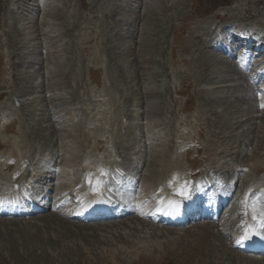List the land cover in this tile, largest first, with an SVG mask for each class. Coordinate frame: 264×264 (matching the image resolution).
Returning <instances> with one entry per match:
<instances>
[{
    "label": "rangeland",
    "instance_id": "obj_1",
    "mask_svg": "<svg viewBox=\"0 0 264 264\" xmlns=\"http://www.w3.org/2000/svg\"><path fill=\"white\" fill-rule=\"evenodd\" d=\"M253 1L0 0V194L12 189L9 185L6 188L5 183L21 168L20 154L29 145L39 150L28 160V175L22 182L36 188L42 187L39 178L49 180L50 186L43 188L47 194L55 191V197L61 192L60 185L68 186L90 173L96 175L94 180L88 178L80 184L96 193L101 185L100 173L105 170L109 175L116 163L125 166L124 173L132 172L142 179L155 178L158 175L144 164L154 153L162 151L175 160L172 169L157 179L164 182L166 190L172 187L171 178H175L184 190L193 188L194 196L207 170L211 171L209 176L216 175L220 180L238 179L237 201L241 189H264V161L259 163L261 160L257 158L264 156V149L258 147L259 139L264 137L261 115L264 107L260 100L246 102L250 89L245 84L235 91L225 88L224 95L220 92L200 95L201 88L228 86L233 81L242 84V71L236 70L239 76L229 74L223 64L221 70L209 69L211 79L195 84L193 64L198 59L197 52H193L196 55L182 52L195 26L211 22L214 27L221 26V22L214 20L215 14H234ZM145 2L169 10L172 16L165 29L166 44L161 55L154 50L147 53L145 49L142 25ZM261 2L264 7V0ZM252 8L255 9L253 5L249 9ZM259 11L264 14V9ZM256 19L243 22L233 19L230 23L257 24ZM227 25L224 23L221 28ZM223 28L219 29L220 34ZM234 49L245 50L241 45ZM211 54L227 64L235 63L221 52L211 50ZM260 56L256 62L264 61V54ZM153 72L163 75L157 73V79L153 80ZM184 74L193 85L185 93L177 94L175 89ZM157 83L164 88L163 97L143 95L156 90ZM220 97L229 100L228 103L221 102ZM209 100L217 101L212 104ZM248 104L253 111L249 121ZM148 111L160 117L156 115L158 118L149 120L145 115ZM235 111L226 126L231 128L222 129L220 115ZM163 114H168L169 119L173 117L168 129ZM39 133L45 138L39 137ZM228 149L230 153H222ZM14 160L19 161L10 172L1 169ZM245 165L250 171H244ZM153 183L142 180L139 193L147 195L150 203L149 190L158 185ZM234 206L237 208L231 210L235 213H229L227 218L234 223L224 220L222 225L240 224L241 208L251 212L244 200ZM52 212L46 214L43 210V214L28 218H0V264H264V257H243L239 250L233 251L230 240L218 233L225 235L227 231L217 228L216 221L157 227L143 219L138 223H131L129 218L85 224L67 218L61 226L51 219ZM77 221L82 224H76ZM132 241L134 245L127 244Z\"/></svg>",
    "mask_w": 264,
    "mask_h": 264
},
{
    "label": "bare ground",
    "instance_id": "obj_2",
    "mask_svg": "<svg viewBox=\"0 0 264 264\" xmlns=\"http://www.w3.org/2000/svg\"><path fill=\"white\" fill-rule=\"evenodd\" d=\"M153 3V2H152ZM158 3V2H157ZM145 4V9L143 10V13H144V17H145V22H144V24H142L143 25V32H145V33H143V40H145L146 41V47L147 48H145L146 49V51H147V53L149 52V53H151V51L152 50H154L153 52L154 53H157V54H159V55H161L162 53H163V51H164V47H165V44H166V35H165V29L168 27V24H170V19H172V16L169 14V10H162V8L161 7H157L156 5H154V4H151V3H148V2H145L144 3ZM177 5L179 4V2H177L176 3ZM263 3L261 2V0H254L253 1V3L252 2H247L246 4H245V6H244V8H242V9H240V10H238L236 13H234V14H227V13H221V14H215L214 15V20L215 21H218V23H220L221 22V24H224V23H226V24H228L227 25V27H226V29L224 30L223 29V34L220 36V35H217V34H215V30L218 28L217 26L216 27H214V26H212V25H214L212 22L211 23H205V25H203V26H195L194 27V32H193V34H192V38H190V41H186L185 40V42H184V46L182 47V52L183 53H185V54H193V55H196L197 54V60L196 61H194V68L196 69V78L194 79V82H195V84L196 83H199V82H202V81H206V80H208L209 78H210V76H209V69L211 68V69H216V71H218V70H221V65H223V64H225L224 66L227 68V71H228V73L230 74H233V75H235V76H239V74H237V71L236 70H239L240 72L242 71V69H240L236 64H232V63H229V64H227V63H225L224 61H223V59H221V58H219L217 55H213V54H211V50L212 51H217L218 52V50H217V47H218V45L220 46V47H224V46H226L227 45V43H228V38L231 36V34H229L230 33V31L233 29V28H235V27H233V25H230V22H232V21H235V20H233V19H237V20H240V21H251L253 18H257L256 20H258V22H257V24H258V27H260V28H264V14H262V13H260V9H264V7L262 6L261 7V5H262ZM251 5H253L254 7H255V9H253L252 8V10H250L249 8L251 7ZM260 6V7H259ZM169 7V6H168ZM256 7H259V8H256ZM262 12V11H261ZM169 22V23H168ZM206 22V21H205ZM248 23V22H247ZM233 24V23H232ZM236 24V23H235ZM222 26V25H221ZM221 26H220V28H221ZM222 29V28H221ZM220 29V30H221ZM73 30V29H72ZM212 33V38H210V34ZM240 33L242 34V35H244V34H247L248 33V31H246V30H241L240 31ZM88 39V38H87ZM87 39H86V41H87ZM174 40H177V39H174ZM154 43V44H153ZM197 46H198V48H197ZM232 46L233 47H240V44H235V43H233L232 44ZM249 47H247V50H249L248 49ZM207 49H208V51H207ZM210 49V50H209ZM153 52H152V54H153ZM193 52H197L196 54L195 53H193ZM263 52V53H262ZM210 53V54H209ZM248 54H250V51L248 52ZM264 54V48L262 49V51L261 52H259L257 55H256V58H255V56H250L249 57V62L248 63H246V66L248 67H251L252 68V72L250 73V75L248 76V75H242L241 77H242V80H243V82H244V84L245 85H247L246 86V89L248 88V89H250L249 90V92L250 93H248L247 94V96H248V98L246 99V102L247 101H250V102H252L253 101V98H255L256 99V95L254 94L256 91H255V80L253 79V78H255V79H258V81L260 82V81H262V82H264V66H262L263 64H264V61L263 60H258L257 62L255 61V59H257V57L259 58V56L260 55H263ZM150 57V56H149ZM260 57H262V56H260ZM194 58H195V56H194ZM147 59H148V57H147ZM193 59V58H192ZM161 61V60H160ZM192 61V60H191ZM198 61V62H197ZM161 63V62H160ZM183 63H184V61H183ZM216 65H218V66H216ZM216 67V68H212V67ZM262 66V67H261ZM149 70V69H148ZM226 71V72H227ZM236 71V72H235ZM159 72V71H158ZM158 72H153L154 73V75H153V73H152V75L153 76H155V77H153V80L154 79H157V73ZM160 73V72H159ZM158 73V74H159ZM225 73V72H224ZM237 75H236V74ZM227 74V73H226ZM159 75H163V74H159ZM158 75V76H159ZM229 76H231V75H229ZM160 77V76H159ZM213 77V76H212ZM211 77V78H212ZM240 77V78H241ZM210 78V79H211ZM215 78V77H214ZM218 78V77H217ZM142 80H144V79H142ZM168 80V79H167ZM232 81V80H231ZM234 83H230L231 85H226V86H214V87H211V88H201L200 89V91H199V93H200V95H204V93H213V94H216L217 92H220L221 94L223 93V95H224V89L226 88V90H228V91H230V90H234L235 91V89H237V88H239L240 86L243 88V86L242 85H240V84H235V82L236 81H233ZM153 83H154V81H153ZM237 83V82H236ZM161 84V83H160ZM159 83H157V84H155L156 85V90L154 89L153 91L152 90H148L147 91V93L145 92V93H143V95H145L146 97H150L151 95L152 96H158V97H163L164 95H165V91H164V88L162 89V86L160 85ZM180 85H179V87H177L176 89H175V93H177V94H182V93H185L186 91H187V89L188 88H190L192 85H193V83H192V81H190V79H189V77H188V75L187 76H185V74H184V76H182L181 77V80H180V83H179ZM163 85V84H162ZM186 85V86H185ZM212 85H213V83H212ZM180 87H183V88H181L180 89ZM155 88V87H154ZM166 89V88H165ZM198 93V94H199ZM226 93H228V92H226ZM252 93L254 94V96L252 95ZM143 95H142V97H143ZM238 95V94H237ZM260 95H261V98L259 99L260 100V105H264V94L262 93V92H260ZM231 96H233V95H231ZM213 97H215V96H213ZM241 97V96H240ZM244 97V96H243ZM202 98V100H203V97H201ZM215 98H217V97H215ZM237 100L239 99L240 100V98H237V96L235 97ZM144 99H146L145 97H144ZM208 99V98H207ZM230 99V98H229ZM127 100V99H126ZM214 100V99H213ZM211 101V100H209V102L210 103H212V104H214L216 101ZM244 100H245V98H244ZM252 100V101H251ZM220 101L221 102H224V104H227L228 103V101L229 100H227L226 98H223V97H220ZM248 103V102H247ZM208 105V104H207ZM249 105V104H248ZM256 105V104H255ZM258 105V104H257ZM256 105V106H257ZM119 107V106H118ZM249 108H247V113H246V117H247V119L246 120H251V117H250V114L253 112H251L250 110H252L251 109V107L252 106H248ZM262 107V106H261ZM168 108H169V106H168ZM263 108V107H262ZM182 109V108H181ZM184 109H186V108H184ZM183 109V110H184ZM264 111V110H263ZM237 112L235 111V113H233V114H226V113H224L223 114V116L222 115H220V119L222 120H220L221 122H219L221 125L223 124V126H222V129H229V127H230V125L226 128V126L228 125V122H229V118L230 117H232V116H234L235 114H236ZM208 114V113H207ZM217 114H219V113H217ZM146 117L147 118H149V120L150 119H152V118H154L155 119V117H157L158 118V114H155V113H153V112H151V111H148L146 114ZM156 115H158V116H156ZM261 115H262V118H263V116H264V112H261ZM164 118L163 119H165L166 120V126H165V128L166 129H168L167 128V124L170 126V124H172L171 122H170V120L173 118H168L169 117V115L168 114H163L162 115ZM249 116V117H248ZM160 117V116H159ZM153 119V120H154ZM161 119V118H160ZM159 119V120H160ZM208 119H211V118H208ZM148 120V119H147ZM162 120V119H161ZM174 121V120H173ZM262 121V120H261ZM210 122H214V121H211L210 120ZM217 123V122H216ZM150 124V123H149ZM218 124V123H217ZM151 125H153V124H151ZM175 125V124H174ZM211 125H214V124H211ZM210 125V126H211ZM243 125V123H241V124H239V126H242ZM149 126V125H148ZM154 126V125H153ZM155 126H158V124L157 125H155ZM154 126V127H155ZM151 127V126H150ZM150 127H149V129H150ZM153 127V128H154ZM175 127V126H174ZM218 126L216 125V128H217ZM219 127H221V126H219ZM237 127V126H236ZM152 128V127H151ZM231 128V127H230ZM221 128H219V130L221 131L222 130ZM4 130H6L7 131V129L5 128ZM148 130V129H147ZM153 130V129H152ZM170 130V129H169ZM214 131H215V127H214V129H213ZM41 131H43V130H41ZM120 131V130H119ZM237 131V130H236ZM223 132V131H222ZM32 134V133H31ZM243 134V133H242ZM242 134H241V136H242ZM28 135V134H27ZM39 137H43V138H45V135L43 134V133H39ZM174 135V134H173ZM216 135V134H215ZM219 136V135H218ZM30 137H33L32 135L30 136ZM35 137V136H34ZM34 139V138H33ZM31 140V139H30ZM20 143V142H19ZM236 144V143H235ZM258 144H259V146L258 147H261V149H264V137H261L260 139H259V142H258ZM124 146V145H123ZM99 147V146H98ZM125 147V146H124ZM250 147V146H249ZM257 147V148H258ZM26 148H28V149H30V150H27ZM36 148V151H34V149ZM164 148V147H163ZM171 148V147H170ZM170 148H168V149H170ZM237 148V147H236ZM175 149V148H174ZM235 149V148H234ZM253 149V148H252ZM22 150V149H21ZM38 148L35 146L34 147V145H32L31 147H30V145H29V147H25V150L20 154L21 155V160H22V162L23 163H26L27 164V162H28V160L31 158V156L32 155H34V154H36V153H38ZM230 150L231 149H228L226 152H222V153H224L225 155L226 154H228V153H230ZM72 151V150H71ZM166 151V150H165ZM262 151V150H261ZM153 152L154 151H152V154H153ZM164 151H162V152H156V153H154L155 155H154V157H152L151 158V160H149V161H147V163H145L144 165L145 166H147L148 168H151V172L152 173H155V174H157L158 176H156L155 178L153 177V178H151L150 176H144V178L142 179L143 181H148V182H151V183H153V182H157V184H159L160 182H161V180H157L158 178H159V176L161 175V174H163L166 170H168V169H172L171 167H173L174 166V161L175 160H172V158L174 159V157H172L171 158V156H170V153H168L169 154V156H165V154L163 153ZM169 152H172L171 151V149H170V151ZM253 152H255L256 153V151H253ZM150 153V152H149ZM174 153V152H173ZM173 153H171L172 155H173ZM73 154H74V152H73ZM167 154V155H168ZM176 156V155H175ZM167 158V160L166 161H163V159L164 158ZM12 158V157H11ZM83 158V157H82ZM257 158H260V162L259 163H261V162H263L264 161V156H261V157H257ZM263 158V159H262ZM18 159V158H17ZM16 160H14L13 162H11L12 164H10V165H4V166H2V170L3 171H8V170H10V169H12V167H13V164H16L17 162H15ZM246 165H245V169H246ZM257 172H259V171H257ZM24 172L22 171V170H17L16 172H15V175H14V177L15 178H13L12 180L13 181H15V180H18L19 178H20V176L23 174ZM17 174V175H16ZM236 177V176H235ZM159 179H161V178H159ZM39 181H41L42 183H43V185L45 186V187H47V186H50V185H48L49 183H50V181L49 180H44V179H42V178H40L39 179ZM159 182V183H158ZM153 184H155V183H153ZM152 184V185H153ZM151 185V186H152ZM1 184H0V188H1ZM60 186H62L60 189H61V192H63L64 193V197L65 198H67L68 200H72V199H74V197H76V195H78V192L80 191V189L81 190H85L86 188L84 187L83 188V186L82 187H80L79 189H75L74 190V187H75V185L73 186V187H69V186H65V187H63V185H60ZM76 186H80V185H76ZM101 187H99V189H100ZM90 190V189H89ZM231 190V188H229V187H227V188H225L223 191H224V193L225 194H230L232 191H230ZM61 192L59 193V194H57L58 196H57V198L58 199H60V197H59V195L61 194ZM56 194V193H55ZM91 194H93V192H91ZM251 204H253L252 202H250V203H248V205L250 206ZM249 210H250V207H249ZM29 212H32V211H29ZM43 212V210H41V211H38V212H33V213H31V214H27L28 216H38V215H40V214H43L42 213ZM52 212V211H51ZM53 213V212H52ZM245 213H246V209L245 208H241L239 211H238V214H240V215H245ZM36 214V215H35ZM54 215L52 216V220H54V221H56V222H58V224L59 225H61V226H64L65 225V222H64V219H66L67 220V218L64 216V214H62V213H59V214H55V213H53ZM131 215H134L135 214V216H137L134 220H133V218L132 219H130L129 221H131V223H132V221H136L137 223H138V221H139V219L141 220V219H143V220H148L150 223H154V222H152L150 219H148V218H146L145 216H143L141 213H136V212H133V213H130ZM230 217H232V216H230ZM69 218H71L70 216H69ZM80 220V219H79ZM82 221V220H81ZM83 222H85V221H83ZM140 222V221H139ZM231 222H233V219H231L229 222H228V224L229 223H231ZM234 223V222H233ZM243 223H244V221H243ZM242 223V221H240V225H242L243 224ZM228 224H226V225H228ZM237 224H239V223H237ZM225 225V224H224ZM133 229V228H132ZM135 230V229H134ZM129 241V240H128ZM138 243V242H137ZM127 244H131V245H134L133 244V241L132 242H130V243H127Z\"/></svg>",
    "mask_w": 264,
    "mask_h": 264
},
{
    "label": "snow or ice",
    "instance_id": "obj_3",
    "mask_svg": "<svg viewBox=\"0 0 264 264\" xmlns=\"http://www.w3.org/2000/svg\"><path fill=\"white\" fill-rule=\"evenodd\" d=\"M261 106L264 107V105ZM245 207H249L247 201H245ZM250 210L252 213V219L258 223L264 224V206L258 208L256 204H252ZM245 214H247V212Z\"/></svg>",
    "mask_w": 264,
    "mask_h": 264
}]
</instances>
